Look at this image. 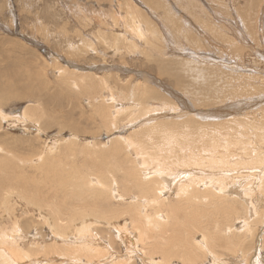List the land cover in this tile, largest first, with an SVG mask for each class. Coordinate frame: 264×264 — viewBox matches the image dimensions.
<instances>
[{"label": "rangeland", "instance_id": "obj_1", "mask_svg": "<svg viewBox=\"0 0 264 264\" xmlns=\"http://www.w3.org/2000/svg\"><path fill=\"white\" fill-rule=\"evenodd\" d=\"M167 129L186 149L163 152ZM146 135L147 161L178 164L171 190L122 139ZM263 165L264 0H0V228L16 220L17 248L42 264H246L259 245L264 261ZM201 176L226 192L176 191Z\"/></svg>", "mask_w": 264, "mask_h": 264}, {"label": "bare ground", "instance_id": "obj_2", "mask_svg": "<svg viewBox=\"0 0 264 264\" xmlns=\"http://www.w3.org/2000/svg\"><path fill=\"white\" fill-rule=\"evenodd\" d=\"M135 21V20H134ZM160 25V24H159ZM142 27V26H141ZM144 31V30H143ZM69 38V37H68ZM135 39V38H134ZM148 39V38H147ZM150 47V46H149ZM141 49V48H140ZM194 57V56H193ZM82 67V66H81ZM214 72V71H213ZM199 81V80H198ZM198 83V82H197ZM201 84V83H200ZM197 85V84H196ZM104 89H105V91H106V93H105V97L103 98V100L104 101H106L107 103H109V101H112L109 105H110V107L112 108V109H114L115 111H118L117 110V105H116V96H114V94H115V92L113 93V87H110V85L109 86H104ZM218 90V89H217ZM209 92V91H208ZM206 93V92H205ZM207 94H209V93H207ZM214 94V93H213ZM215 94H217V93H215ZM121 96V95H120ZM124 96V95H123ZM119 98V97H118ZM123 98V97H122ZM205 98V97H204ZM220 98V97H219ZM121 99V98H120ZM94 100H98L97 99V97L94 99ZM124 101V100H123ZM95 103V102H94ZM123 105V104H122ZM129 105V104H128ZM125 106V105H124ZM139 106V105H138ZM154 106V105H153ZM123 107V106H122ZM232 107V106H231ZM170 110V109H169ZM3 111H5L4 109H3ZM15 111V110H14ZM173 111V110H172ZM165 112V111H164ZM16 113V112H15ZM175 113V112H174ZM179 113V115H180V113H181V111L180 112H178ZM177 113V114H178ZM25 114V113H24ZM167 113H165V115H166ZM176 114V113H175ZM176 114V115H177ZM182 114H184L183 112H182ZM163 115H164V113H163ZM159 116V115H158ZM161 116V115H160ZM136 117V116H135ZM154 117V116H153ZM167 117V116H166ZM176 118L177 116H173V118ZM24 118V117H23ZM132 118V117H131ZM134 118V117H133ZM155 118V117H154ZM157 118V117H156ZM171 118H172V116H171ZM33 119V118H32ZM146 120H148V119H145V121ZM36 121H38L39 122V119H37ZM140 121H141V119H140ZM186 121V120H185ZM144 122V121H143ZM142 121H141V123H143ZM141 123H139V124H141ZM149 123V122H148ZM199 123V122H198ZM41 124V123H40ZM39 124V125H40ZM52 124V123H51ZM138 124V125H139ZM61 125V124H60ZM59 125V126H60ZM132 125V124H131ZM113 126V125H112ZM257 126V125H256ZM39 127V126H38ZM61 127V126H60ZM250 127V126H249ZM259 127V126H258ZM261 127V126H260ZM62 128V127H61ZM39 129H40V127H39ZM254 131H255V129H254ZM260 131V130H259ZM41 132H43V131H41ZM175 132V131H174ZM257 132V131H256ZM157 133V132H156ZM162 135L160 136L161 137V142L163 143L162 144V150H163V152L167 155V154H169V152H171V151H174V149H173V146L174 147H178L179 149H182V151H183V149H186V146L185 145H183V143L179 140V139H177L178 137H176L175 135H173V133H172V129H167V130H162ZM251 133H253V132H251ZM176 134V133H175ZM235 134V133H234ZM253 135V134H252ZM228 136H230V135H228ZM232 136V135H231ZM153 136H151V135H146V139L145 140H143L142 138H135V137H130V136H126V137H122V139L125 141V142H127L128 143V145H129V149H130V152H132V153H135L136 155H137V161H138V164L139 165H144V171H145V179H146V182H148V180L147 179H149V182L151 183L152 182V179L149 177L150 175H153V174H155L157 177H160L164 182L163 183H161V186L160 187H163V190H161V191H165V190H167V189H172L171 188V186H170V184H169V182H170V180H171V177H173L172 175V172L170 173L169 172V168L170 167H172V166H170L169 165V163L170 162H174V161H172L171 159H170V156L168 157V159L167 160H169V161H167V160H165L163 163H160V162H155L154 160H148L147 161V159H145V155L148 153V150H147V148H148V144L149 143H151L152 144V138ZM257 137V136H256ZM157 138V137H156ZM214 138V137H213ZM226 138H228L227 136H226ZM155 139V138H154ZM158 139V138H157ZM227 140V139H226ZM258 140V139H257ZM217 141V140H216ZM145 142V143H144ZM154 143H156V141L154 142ZM227 143V142H226ZM257 144V143H256ZM227 147V146H226ZM219 148V147H218ZM193 149V148H192ZM202 150V149H201ZM200 150V151H201ZM231 150V149H230ZM203 151V150H202ZM205 151V150H204ZM203 151V152H204ZM209 153V152H208ZM208 153H207V155H208ZM194 154V153H193ZM197 154V153H196ZM195 154V155H196ZM200 154H202V153H200ZM204 154V153H203ZM202 154V155H203ZM215 154V153H214ZM213 155V154H212ZM227 155V154H226ZM204 156V155H203ZM234 156V155H233ZM191 157H195V156H191ZM196 157H197V155H196ZM202 157V156H201ZM208 157V156H207ZM207 157H204V159L206 160V158ZM224 157H226V156H224ZM200 158V157H199ZM198 158V159H199ZM211 157H209V159H210ZM218 158V157H217ZM192 159V158H191ZM201 159V158H200ZM202 159H203V157H202ZM203 159V160H204ZM219 159H221V157L219 158ZM218 159V160H219ZM193 161H194V159H192ZM217 160V161H218ZM212 161V160H211ZM234 161V160H233ZM195 162H196V160H195ZM201 162H202V160H201ZM207 162V161H206ZM205 162V163H206ZM208 162H210V160L208 161ZM174 163H176V161L174 162ZM183 163V162H182ZM191 163V162H190ZM194 162H192V164H193ZM203 163H204V161H203ZM232 163V162H231ZM177 164V163H176ZM189 164V163H188ZM178 165V164H177ZM184 165H186V163L184 164ZM196 165H199V164H196ZM217 165V164H216ZM180 166V165H179ZM200 166H202V164H200ZM229 166H231L230 165V163H229ZM264 166V165H263ZM185 167V166H184ZM193 167H195L194 165H193ZM193 167H190V168H193ZM228 167V166H227ZM181 169V168H180ZM219 169V168H218ZM228 169V168H227ZM254 169V168H253ZM177 170V169H176ZM186 170V169H185ZM184 170V171H185ZM230 170V169H229ZM260 170V169H259ZM187 171V170H186ZM185 171V172H186ZM251 171V170H250ZM250 171H247L248 173L250 172ZM173 172H177V171H175V170H173ZM181 172V171H180ZM184 172V175L186 176V175H190L188 172V174H186ZM223 173V172H222ZM227 173V172H226ZM226 173L224 174V175H226ZM170 174H172L171 175V177L169 178V176H170ZM178 174V173H177ZM176 173H175V175H177ZM219 174V173H218ZM229 174H230V172H229ZM258 174H259V172H258ZM257 174V175H258ZM182 175V174H181ZM199 176H200V174H198ZM205 175V174H204ZM179 176V175H178ZM191 176V175H190ZM215 176L216 177H218V179H217V181H219L220 180V174H219V176H217L216 174H215ZM221 176H222V174H221ZM232 176H233V174H232ZM247 175H245V177H246ZM251 176L253 177V178H255L254 177V175L253 174H251ZM193 177V176H192ZM206 177V176H205ZM251 177V178H252ZM188 177H186V179H187ZM191 178V177H190ZM194 178V177H193ZM196 178H197V176H196ZM222 178H223V176H222ZM221 178V180H223ZM225 178V177H224ZM231 178V177H230ZM241 178V177H240ZM247 178V177H246ZM253 178H252V180H253ZM170 179V180H169ZM175 179V178H174ZM174 179H172L173 181H174ZM179 179H181V177L179 178ZM195 179V178H194ZM199 180L200 179H202V176L201 177H199L198 178ZM207 179V178H206ZM211 179V178H210ZM209 179V180H210ZM176 180H178V178L176 179ZM190 180V179H189ZM186 181V183L187 184H183L182 182H181V184L179 183V185H177V182H176V184H174L175 183V181L174 182H172L171 181V184H173V185H177V187H179V189H176V191H180L181 189H183L184 191H185V194H187L188 195V199H190V200H197V199H199V200H203V198H206V196H207V194H204V192H202V190H201V187H202V182L205 180V179H202L201 180V182L199 181V180H193V182H190V181ZM209 180H207V182L209 181ZM241 180V179H240ZM256 180V179H255ZM254 180V181H255ZM262 180V179H261ZM192 181V180H191ZM248 181H249V179H248ZM178 182H180V180L178 181ZM206 181H204V183H205ZM205 183V185L206 184H211V185H207V187L205 186V188H211V189H213V190H215V191H219V192H226V188L228 187H226V188H224V186L223 185H225V184H221L220 183V186H218L219 184V182L217 183L218 185H215V183L216 182H214V185H212L213 184V181H211L212 183ZM257 182V181H256ZM201 183V184H200ZM240 183V182H239ZM238 183V184H239ZM249 183V182H248ZM248 183H246V184H248ZM254 183V182H253ZM251 184V183H250ZM258 184V183H257ZM184 185L188 188V190L186 191V189H184V188H186V187H184ZM222 185V186H221ZM231 185V184H230ZM233 185V184H232ZM245 185V184H244ZM243 185V186H244ZM249 185V184H248ZM247 186V185H246ZM245 186V187H246ZM258 186H260L259 188L261 189V185H260V183L258 184ZM244 187V189H246ZM256 187H257V185H256ZM157 188L158 187H156V191H157ZM258 188V187H257ZM115 189V188H114ZM229 189H230V187H229ZM239 189H241V188H239ZM248 189H250V187L249 188H247L246 190H245V192H247V190ZM147 190H150V189H147V188H143L142 187V191H147ZM233 190V189H232ZM161 191H159V192H157V193H159V194H161L160 192ZM260 191V190H259ZM262 191V190H261ZM241 192V191H240ZM250 192V191H249ZM12 193V192H11ZM148 193H150L149 191H148ZM164 193V192H163ZM242 193H244V191L242 192ZM260 193V192H259ZM249 194V193H248ZM255 194V193H254ZM245 195H247V194H245ZM145 196V195H144ZM148 196V195H147ZM243 196V195H242ZM250 196V198L252 197V195H248L247 196V198ZM166 198V197H165ZM249 202V201H248ZM205 205H206V203H205ZM250 205L251 206H249V213H250V217L251 216H255V215H257V216H259L260 215V210L258 211L257 210V208H253V205H252V202L250 203ZM0 206H3V207H6V212L7 213H9L10 212V209H9V202H8V199H6V201L1 205L0 204ZM12 207V206H11ZM1 208V207H0ZM252 208H253V210L254 211H252ZM1 213V212H0ZM4 217V216H3ZM41 217V216H40ZM11 218V217H10ZM252 218V217H251ZM6 219V218H5ZM49 219H50V217H49ZM167 219H168V216L164 213V211H161V212H159L158 213V216H157V220H156V227H159V228H161V225H162V223L163 222H165V221H167ZM3 220V219H2ZM19 221V220H18ZM6 222V221H5ZM64 222V221H63ZM6 224V223H5ZM4 224V225H5ZM9 224V223H8ZM78 224V223H77ZM17 227H18V224H17V221L16 220H14V221H12L11 222V226H9V225H5V226H1V228H0V248H2V250L0 251V256H1V260H2V263L4 262L5 264H26V263H23V262H25V260L26 261H29V264H42V262H44V261H39L40 259L38 258V257H33V255H30V253H28V250H24V249H19V248H17L18 247V244H16L15 243V241H14V239H15V236H17V234H18V232H17ZM129 227V226H128ZM218 227V226H217ZM227 228V227H226ZM240 228V227H239ZM19 229V228H18ZM228 229V228H227ZM226 229V230H227ZM232 229V228H231ZM241 231H243V230H245V234H248V233H250L251 231H252V225H251V222H250V218L249 219H245L244 220V222H243V224H242V226H241ZM121 230V229H120ZM225 230V229H224ZM229 231V230H228ZM238 231V230H237ZM230 232H232V231H230ZM229 232V233H230ZM84 232L83 231H81V234H83ZM234 233V232H233ZM20 234V233H19ZM124 234V233H123ZM166 234V233H165ZM202 234H204V236H202L201 237V239L198 241V242H194V244L192 245V246H198V248H199V250H202V249H204V248H206V244L207 243H209V241H208V237H207V233H205L204 231H203V233ZM232 234V233H231ZM128 235V234H127ZM134 236H132L131 237V240H132V242L131 243H135V244H139L140 245V243H143L144 244V240H145V237L147 236V235H149L148 234V232H142V234L141 235H139L138 233H136V234H133ZM218 235V234H217ZM154 236V235H153ZM208 236H210V235H208ZM234 236V235H233ZM264 236V235H263ZM263 236H261L260 237V239L259 238H257V239H259V244H261V243H264L263 242ZM215 237V236H214ZM217 237V236H216ZM77 239V238H76ZM165 239H166V235H165ZM213 239H215V238H213ZM130 240V239H129ZM197 240V239H196ZM210 241H211V239H209ZM219 240V239H218ZM173 241V240H172ZM86 242V241H85ZM261 242V243H260ZM221 243V242H220ZM211 244H212V242H211ZM130 245H132V244H130ZM208 245V244H207ZM263 245V244H262ZM133 246V245H132ZM165 246L166 247H169V245L167 244V243H165ZM209 246V245H208ZM216 246V245H215ZM219 246V245H218ZM131 247V246H130ZM210 247V246H209ZM212 247V249L214 248L213 247V245L211 246ZM142 248V247H141ZM141 248H139L140 250H141ZM244 248V247H243ZM260 248H262V246H258L255 250H254V254L252 253L251 254V256L249 257L248 255H246V259H247V261H246V264H262L261 263V261H263V257H262V251L260 250ZM17 249H19V250H17ZM128 249V248H127ZM131 250H132V248H130ZM135 248H133V250H134ZM194 249V248H193ZM216 249V248H215ZM241 249V248H240ZM60 250V249H59ZM136 250V249H135ZM134 250V251H135ZM205 250V249H204ZM217 250V252L215 251H211V250H209V249H206V252L208 253V254H210L211 255V257H212V259H214V260H217L218 259V257H217V255L218 254H221V251H219L218 249H216ZM243 250H245V249H243ZM242 250V251H243ZM111 251V250H110ZM130 251V250H129ZM133 251V252H134ZM195 251V250H194ZM136 252V251H135ZM216 253H217V255H216ZM251 253V252H250ZM114 254V253H113ZM117 254V253H116ZM128 254H130V253H128ZM131 254H132V252H131ZM136 254V253H135ZM163 254H164V256L165 257H167V255H169V253L168 252H166V251H164L163 252ZM195 254H196V252H195ZM198 254V253H197ZM207 254V255H208ZM249 254V253H248ZM118 255V254H117ZM121 255V254H120ZM127 255V254H126ZM137 255H138V253H137ZM141 256V255H140ZM151 255H149L148 257H146V256H142L141 257V260L143 261V263L144 264H152V263H154L155 262V260L153 259V258H151L150 257ZM199 256V255H198ZM115 257V256H114ZM128 257H130V255L129 256H127V258ZM132 257H133V255H132ZM134 257H135V255H134ZM194 257V256H193ZM243 257H245L244 255H243ZM52 257H46V259H48L49 261V264H53V259H51ZM126 258V259H127ZM234 258H236V257H234ZM126 259H125V261H126ZM130 259V258H129ZM132 259H134V258H132ZM131 259V260H132ZM239 262H238V264L242 261V258L241 259H238V258H236ZM251 259H253V260H251ZM236 260V261H237ZM244 260V259H243ZM123 261V260H122ZM232 261V260H231ZM1 262V261H0ZM70 262V261H69ZM111 262V260H110V258L108 257V258H105V259H99L98 261H97V263L96 264H109ZM245 262V261H244ZM74 263V262H73ZM215 263V262H214ZM214 263H212V264H214ZM263 263H264V261H263ZM28 264V263H27ZM72 264V263H71ZM123 264H126V262L125 263H123ZM134 264H136V263H134ZM156 264H158V263H156ZM216 264V263H215ZM217 264H219V262L217 263ZM237 264V263H236Z\"/></svg>", "mask_w": 264, "mask_h": 264}]
</instances>
